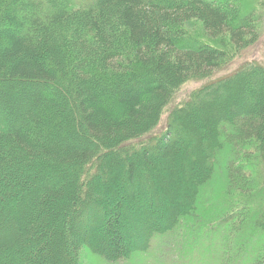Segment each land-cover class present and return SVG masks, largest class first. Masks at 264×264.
<instances>
[{"label":"trees","instance_id":"obj_1","mask_svg":"<svg viewBox=\"0 0 264 264\" xmlns=\"http://www.w3.org/2000/svg\"><path fill=\"white\" fill-rule=\"evenodd\" d=\"M222 1L0 0V193L16 190L0 196V264H77L80 245L127 258L134 237L197 216L216 166L221 202H239L236 213L253 204L252 169L264 166L262 64L203 83L157 132L176 90L228 64L251 33L254 10L239 22V7Z\"/></svg>","mask_w":264,"mask_h":264},{"label":"rangeland","instance_id":"obj_2","mask_svg":"<svg viewBox=\"0 0 264 264\" xmlns=\"http://www.w3.org/2000/svg\"><path fill=\"white\" fill-rule=\"evenodd\" d=\"M222 2L227 7H239L238 9L241 12V15L238 19L239 22L241 20L244 21L250 11L254 10V15L257 18L255 19V23L250 26L251 33L247 35L243 47H241L237 51V53L232 57L228 64L223 67L213 69L211 71V75H209V78L199 82L187 80L176 90L177 92H175V95L172 97L173 103L166 107L165 115L162 121L163 126H161V124V127L159 126L157 128V132L161 131L163 133L166 131L167 126H165L163 123L165 122L166 114H168L177 104L183 102L186 98H188L190 92L195 90L197 87H200L203 83L210 80H218L224 78L250 62H258L264 66V0H223ZM87 3H89L88 0ZM193 25L194 29L199 28L197 24ZM123 81H119L117 87L122 86L121 82ZM115 90L109 89L108 91H110L112 95L115 96L118 93ZM98 91L100 92L101 90ZM60 92L61 97H59V99L63 101L65 97L67 98L65 94L66 91L60 90ZM112 111H117L116 107L112 108ZM154 132L155 130L152 133ZM147 135L143 136L142 138L146 137ZM37 139L43 142L49 141L51 138H46L44 135H39ZM76 143L77 141L73 142V145L76 146ZM131 143H133L134 146L137 145L135 140L131 141ZM86 144L87 142H81L78 145H81L83 147ZM189 152L192 153L191 151ZM184 155H186V152L183 154V157ZM192 155L194 154L192 153ZM108 160L112 161L110 159ZM98 162L99 159L95 160L89 167V169L85 172V174L87 173V178L88 176H90V174H92V171H98ZM261 163H263L264 165V157H261ZM252 171H256L257 173L255 176L256 186H254L256 195L252 199V205L241 204L245 206V211H241V213L235 212L236 207L239 208V202L234 203L236 207H233V209L228 208L227 203L221 202L225 197L224 192H222L221 190V185H223V182H219V180H222L220 179L222 171L216 166L210 183H207L204 187L202 186L199 189V194H197V216L191 215L190 219H188L189 217H186L187 219L182 220L180 224L173 230H167L162 233H155L153 235H149L148 237L147 235H145V232H143V235L140 234L139 236L134 237V239H132L134 242L133 247H136L137 250H135L127 258H119L117 260L108 261L98 254H94L85 245H80L77 253L76 263L250 264L246 262L247 258H251V253H249V251H252V249H260L261 247L259 253H254L255 255H258L255 259L252 260V262L253 264H264V243L262 245L257 244L260 236L264 235V166L255 165ZM100 174L101 173L99 171L98 175ZM82 181V184L80 183L81 189L83 188V186L85 187L84 183L87 182V179H84ZM15 191V189H8L6 187V190H4L3 193H0V196L1 194H3V196L5 197L12 196ZM116 193V196H119L121 194L120 187ZM165 195L168 194L166 192H163L162 197L164 198ZM222 215H225L227 217L225 218V222L219 226V217ZM259 217H262V220ZM241 218H243V220L239 226L242 229L236 233L233 231V229L229 231L228 229H230V224L236 225ZM222 227V230L225 231L224 235L227 238H221L218 240V233L221 231ZM121 233L124 234V231H122ZM145 239H147V242L143 245L142 243L145 242ZM210 244H212V247L210 246ZM202 245L204 246V248H201ZM216 250V253L210 254L208 252ZM223 250L225 252H223Z\"/></svg>","mask_w":264,"mask_h":264}]
</instances>
